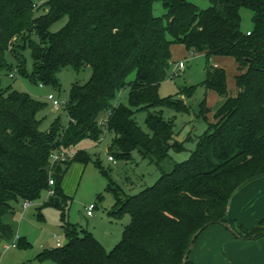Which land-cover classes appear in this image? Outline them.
<instances>
[{
    "label": "trees",
    "instance_id": "trees-1",
    "mask_svg": "<svg viewBox=\"0 0 264 264\" xmlns=\"http://www.w3.org/2000/svg\"><path fill=\"white\" fill-rule=\"evenodd\" d=\"M156 1L47 0L36 17L32 0H0V77L23 76L57 87L62 69H91L89 80L73 84L62 104L66 123L57 117L46 131L37 118L45 104L0 85V245L15 240L14 204L39 200L50 189L49 179L54 194L43 205L61 212L66 243L39 253L41 262L192 264L191 251L185 259L189 245L210 226L227 223L242 240L264 236V218L246 231L227 215L236 190L264 175V0H206V9L188 0H159L163 18L152 14ZM242 9L252 13L248 35L240 29ZM62 19L65 24L50 32ZM31 33L37 35V44L29 38ZM173 44L204 54L202 85L221 99L213 122L182 162L171 159L170 153L180 152L183 142L174 139L172 123L160 110L148 112L151 136L134 119L139 110L167 103L159 98L158 88L173 66ZM26 45L32 53L31 75L22 56ZM211 56L234 60V96L228 93L225 71L210 65ZM126 87L129 106L117 102ZM207 109L202 102L198 114L205 116ZM105 132L114 134L112 147L118 152L114 159L130 160L137 152L160 172L152 186L132 196H124L112 181L107 185L115 198L110 215L129 216L120 241L110 251L91 233L65 223L70 198L61 187L73 162L90 160L77 146L86 139L98 142ZM61 152L73 157L52 162L51 157ZM17 244L28 246L24 238Z\"/></svg>",
    "mask_w": 264,
    "mask_h": 264
},
{
    "label": "rangeland",
    "instance_id": "rangeland-1",
    "mask_svg": "<svg viewBox=\"0 0 264 264\" xmlns=\"http://www.w3.org/2000/svg\"><path fill=\"white\" fill-rule=\"evenodd\" d=\"M46 1L32 0L36 5V17L41 15V6ZM188 1L199 9H206L209 6L206 0ZM152 14L155 17L163 18L165 10L161 1L154 2ZM240 17L241 31L249 33L253 28L252 13L248 9H242ZM65 22L66 20L62 19L54 23L49 31L52 33L58 31ZM29 38L33 43H38L35 33H31ZM18 40L19 38L15 41ZM22 56L25 71L31 75L33 60L31 48L28 45L23 49ZM171 57L173 64L182 61L184 67L175 77L172 75L173 66H171L158 88L159 98L167 103L148 111L139 110L135 112L134 119L142 132L151 136L152 131L146 122L148 112L160 110L162 118L172 123L174 139L183 142V149L180 152L170 153L171 159L175 162H182L188 159L190 153L195 150L199 139L207 131L209 124L213 122V113L220 103V97L214 91H206L202 85L205 78L204 54H194L186 51L182 45L173 44L171 45ZM209 63L210 65L216 63L225 71L228 93H236L234 60L230 57L211 56ZM90 76L91 69L89 67H84L79 71L67 67L57 74V87L50 85L39 87L40 83H34L27 77L10 78L4 74L0 77V85L2 88L25 92L36 101L45 104L43 109L38 112L37 118L41 122L40 129L46 131L57 117L62 123H66L67 120L63 107L54 111L47 101V96L51 94L58 102L65 103L68 100L71 86L75 83H86ZM128 79L132 81L134 73ZM128 95L129 88L126 87L118 94L117 102L129 106ZM202 102L209 108L207 109L209 112L205 116L198 114L199 105ZM113 139V133L105 132L98 142L89 139L83 140L76 149L85 150L90 160L86 164L73 162L62 181L65 184L62 190L70 198L65 210V223L74 225L78 230L91 233L106 251H110L120 241L123 228L129 223V216L126 213L119 218L110 215L113 211L115 198L113 193L107 190L109 182L112 181L124 196H132L152 186L160 177L157 167L149 161L143 160L137 152L132 153L130 160L115 158V164L110 162L108 157H115L118 153L112 147ZM164 167L165 170L169 169L168 162ZM48 197V191L43 192L39 200L31 203L25 209L22 201L14 204L16 209L13 220L16 234L13 241L14 247L10 243L6 246L0 245V264H53L49 260L41 262L37 259L39 253L56 247V239L61 245L66 243L61 212L54 206L43 205ZM121 198L123 199V197ZM90 205L95 208L92 218L87 217L85 211V208ZM214 226L205 229L194 241L190 252L191 262L210 264L212 260L217 259L221 264H228L226 255L228 247L225 251L223 241L215 231L218 226ZM223 230L230 238H237L231 231L225 228ZM19 238H24L28 242L26 248L18 246ZM260 239L264 244V236L256 240Z\"/></svg>",
    "mask_w": 264,
    "mask_h": 264
},
{
    "label": "crops",
    "instance_id": "crops-1",
    "mask_svg": "<svg viewBox=\"0 0 264 264\" xmlns=\"http://www.w3.org/2000/svg\"><path fill=\"white\" fill-rule=\"evenodd\" d=\"M213 66L220 68L216 63ZM235 94L229 92L230 96H234ZM64 185L62 183V188ZM227 215L240 230L248 231L258 225V222L264 218V175L245 182L236 190L229 200ZM92 217L93 212L89 218ZM223 229L222 226H218L215 231L221 237L225 251L228 247V253H226L228 264H264V244L261 242L262 239L249 241L234 237L230 238ZM192 264H196L195 261H192ZM210 264L221 263L216 259L215 261L212 260Z\"/></svg>",
    "mask_w": 264,
    "mask_h": 264
},
{
    "label": "built area",
    "instance_id": "built-area-1",
    "mask_svg": "<svg viewBox=\"0 0 264 264\" xmlns=\"http://www.w3.org/2000/svg\"><path fill=\"white\" fill-rule=\"evenodd\" d=\"M248 34H249V33H247V35H248ZM183 67H184V65H183V62H182V61H179V62L174 63V64H173L172 75L175 76V77H177V76H178V73L183 69ZM215 67H216V66H215ZM11 77H13V76L11 75ZM39 87H43V85H42V84H39ZM47 101L50 103L51 108H52L54 111H56V110H58L60 107H62V104H63V103H60V102H58L57 100H55L54 97H53V95H51V94H49V95L47 96ZM72 157H73V153H63V152H61V153H59V154H54V155L51 157V161H52V162L65 161V160H67L68 158H72ZM108 160H109L110 162H112V163L115 164V159H114V157L109 156V157H108ZM53 184H54L53 180H52V179H49V180H48V185H49V187H50V189L48 190L49 196H53V194H54V192H53V190H52V186H53ZM29 206H30V203H28V202H25V203L23 204V208H24V209L27 208V207H29ZM93 210H94V206H92V205L88 206V207L86 208V216L91 217V216H92V212H93ZM56 246H60V242H59L58 239H56ZM12 247H14L13 244H12Z\"/></svg>",
    "mask_w": 264,
    "mask_h": 264
},
{
    "label": "water",
    "instance_id": "water-1",
    "mask_svg": "<svg viewBox=\"0 0 264 264\" xmlns=\"http://www.w3.org/2000/svg\"><path fill=\"white\" fill-rule=\"evenodd\" d=\"M220 226H222L226 230L231 231L233 233V235L237 237V234L230 228V226L227 223H222ZM197 235H198V233L196 234V236ZM192 246H193V243L191 242L190 245H189V250H188V252L185 255V259L188 257L189 252L192 250Z\"/></svg>",
    "mask_w": 264,
    "mask_h": 264
}]
</instances>
